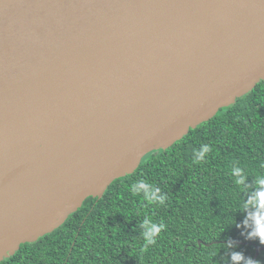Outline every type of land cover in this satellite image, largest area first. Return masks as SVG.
<instances>
[{"label": "water", "instance_id": "obj_1", "mask_svg": "<svg viewBox=\"0 0 264 264\" xmlns=\"http://www.w3.org/2000/svg\"><path fill=\"white\" fill-rule=\"evenodd\" d=\"M262 81L264 0H0V263Z\"/></svg>", "mask_w": 264, "mask_h": 264}, {"label": "trees", "instance_id": "obj_2", "mask_svg": "<svg viewBox=\"0 0 264 264\" xmlns=\"http://www.w3.org/2000/svg\"><path fill=\"white\" fill-rule=\"evenodd\" d=\"M256 246H264V81L0 264H252Z\"/></svg>", "mask_w": 264, "mask_h": 264}]
</instances>
